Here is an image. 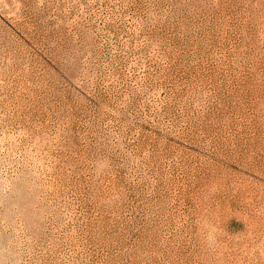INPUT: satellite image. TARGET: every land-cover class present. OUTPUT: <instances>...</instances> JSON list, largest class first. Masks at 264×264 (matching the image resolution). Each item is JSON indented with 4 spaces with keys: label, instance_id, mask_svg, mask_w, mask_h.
Wrapping results in <instances>:
<instances>
[{
    "label": "rangeland",
    "instance_id": "obj_1",
    "mask_svg": "<svg viewBox=\"0 0 264 264\" xmlns=\"http://www.w3.org/2000/svg\"><path fill=\"white\" fill-rule=\"evenodd\" d=\"M0 264H264V0H0Z\"/></svg>",
    "mask_w": 264,
    "mask_h": 264
}]
</instances>
